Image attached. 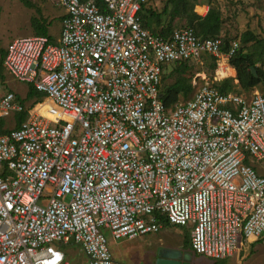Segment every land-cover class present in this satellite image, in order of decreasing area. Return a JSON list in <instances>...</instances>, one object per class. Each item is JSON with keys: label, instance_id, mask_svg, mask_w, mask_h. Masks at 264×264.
Returning <instances> with one entry per match:
<instances>
[{"label": "built area", "instance_id": "obj_1", "mask_svg": "<svg viewBox=\"0 0 264 264\" xmlns=\"http://www.w3.org/2000/svg\"><path fill=\"white\" fill-rule=\"evenodd\" d=\"M149 0H57L59 35L6 47L15 80L44 94L27 106L0 93V118L28 111L0 133V264H124L112 239L156 233L163 220L190 226L193 254L225 260L264 237V94L191 82L168 108L167 66L203 55L228 58L223 39L191 27L166 37L141 26ZM237 82V79L235 80ZM48 102L58 118L39 112ZM15 119V118H14Z\"/></svg>", "mask_w": 264, "mask_h": 264}, {"label": "rangeland", "instance_id": "obj_2", "mask_svg": "<svg viewBox=\"0 0 264 264\" xmlns=\"http://www.w3.org/2000/svg\"><path fill=\"white\" fill-rule=\"evenodd\" d=\"M150 1L155 4L153 7L152 4L150 5ZM209 7L217 8L220 11L222 18L221 35L229 42L239 39L246 30L252 31L257 39L261 41L259 44L248 43L244 50L253 51V58L256 60L255 66L264 72V0H188L186 9L202 13L205 9L208 10ZM144 8H150L155 12L166 10L160 21L152 24L156 28H159L160 24L165 25L168 22L173 29L190 24L183 12L171 20L168 14L171 4L166 0H149L145 3ZM63 11L64 9L57 4V0H0V50H5L8 44L17 37L35 35V20L38 23L42 22L47 25L49 35L58 36L60 14ZM213 58L210 55H203L202 62L193 59L181 65L177 63L170 64L163 73L162 88L181 76L188 78L190 82L196 76L195 79L199 85L205 80H209L213 75L218 76L220 63H228V61L222 57ZM225 66L226 64L223 67ZM230 67V74L217 77L221 78L220 82L229 78L230 89L239 94L250 95L254 91L264 94V82H260L249 90L241 89L238 80L235 82L233 75H231L234 68ZM220 69L223 70V68ZM3 74L4 78H0V93L11 90L23 98L27 106L33 102V98L28 99L26 97L28 84L15 80L6 71L4 65ZM256 75L258 76L257 71ZM234 76H236L235 69ZM190 96L191 94L181 97L180 100H186ZM38 109L45 116L51 115L58 118L55 110L48 102L44 101L38 105ZM14 125L15 119L13 116L6 118L4 128L11 129ZM189 232V225L171 226L164 223L160 231L141 235L134 239L114 240L108 232H105V235L113 257L124 264H160L164 258H169L163 256L165 255L164 252L176 249L182 250L183 253L186 252L184 248L187 249L189 245H184L183 240L189 237ZM161 247L164 249H161ZM68 259L70 264H85V257L77 246L70 248ZM169 259L172 261L173 258ZM178 261H180V264H214L213 259L196 254H191L188 258L181 256ZM217 264H264V237L243 242L238 252Z\"/></svg>", "mask_w": 264, "mask_h": 264}, {"label": "trees", "instance_id": "obj_3", "mask_svg": "<svg viewBox=\"0 0 264 264\" xmlns=\"http://www.w3.org/2000/svg\"><path fill=\"white\" fill-rule=\"evenodd\" d=\"M171 4V9L168 12L169 17L173 20L175 17L185 13L186 19L189 21V25L184 27H191L194 33L200 37H218L221 36L223 39V47L222 51H226L230 42L229 40L223 38L221 35V27H222V18L220 11L217 8L209 7L205 15H200L197 12H194L192 9L187 10L186 7L188 5V0H166ZM145 4L142 5L141 10L138 13L141 26L148 29L149 31L160 34L163 37H166L172 33L174 30L170 27L169 22L167 24H160L159 28L152 26V24L156 21H160L162 14L166 12V10H162V12L152 11L150 8H144ZM155 27V28H154ZM183 28V27H180ZM35 35H47L51 40H55L52 35L47 33V25L44 23H38L35 20ZM238 40V47L235 50L234 54H232L228 58V63L236 70V79L238 80V84L241 89L249 90L255 86H257L260 82H264V72L255 66V59L253 58V51H245L244 47L250 43L259 44L261 41L257 39L255 34L250 31H244ZM5 50H0V78H4L3 74V61L5 56ZM261 53V52H260ZM215 59V57L213 58ZM188 61H180L177 64H185ZM254 67L257 71L258 76H255L251 71V67ZM163 74L161 78L160 84V94L161 100L164 105L168 108H172L175 104L180 102L181 97H186L191 94L193 87L188 78L178 77L169 85L162 88V80ZM230 79H223L221 82H217L215 85L221 92L232 91L230 89ZM26 97L28 99L33 98V102L31 105L42 102L44 98V94L36 91L31 85L28 86ZM188 99V98H187ZM28 111L24 110L20 113L15 114V125L14 128L18 127L21 122H23L27 117ZM5 120L0 118V133H6L10 129L4 128ZM168 224L163 220V224ZM169 225V224H168ZM188 241V242H187ZM189 245V237L184 240V245ZM190 247V246H189ZM223 261V260H220ZM220 261H214V264L219 263Z\"/></svg>", "mask_w": 264, "mask_h": 264}, {"label": "water", "instance_id": "obj_4", "mask_svg": "<svg viewBox=\"0 0 264 264\" xmlns=\"http://www.w3.org/2000/svg\"><path fill=\"white\" fill-rule=\"evenodd\" d=\"M251 71L253 72V74L255 75V76H257L256 75V71H255V68L252 66L251 67ZM165 253V255H163L164 257H169V258H173L172 259V261H171V259H165L164 258V260L162 261V262H160V264H180V261H178V259L181 257V256H183L184 258H188V257H190V253H188V252H181V251H176V250H170V251H168V252H164ZM169 261H171V262H169Z\"/></svg>", "mask_w": 264, "mask_h": 264}, {"label": "crops", "instance_id": "obj_5", "mask_svg": "<svg viewBox=\"0 0 264 264\" xmlns=\"http://www.w3.org/2000/svg\"><path fill=\"white\" fill-rule=\"evenodd\" d=\"M152 4V7L155 5V4H153V2H151L150 1V5ZM156 4H157V2H156ZM206 9H205V11L204 12H202V13H199L200 15H205L206 14ZM64 14V11L60 14V20L59 21H61V18H62V15ZM59 24H60V22H59ZM59 35V34H58ZM53 37V36H52ZM58 36H56V37H53L54 39H56ZM223 58V57H222ZM224 60H226L225 58H223ZM227 61V60H226ZM225 61V62H226ZM226 64V66L228 65V67L229 68H231L230 66H229V64L226 62L225 63ZM232 69H233V67H232ZM203 74H204V71H203ZM231 75H233V77H234V80H236V77L234 76V69H233V73L231 74ZM218 76H215V75H213L211 78H210V80H212L213 78H216L217 80H218V82H219V80L221 79V78H217ZM50 117H52L51 115H49ZM52 118H55V119H57L56 117H52ZM183 243H184V240H183ZM161 249H164L163 247H161ZM185 250H186V252H188V253H190V254H193V252L191 251V249H190V247L188 246V248L186 249V248H184ZM176 251H180V250H177L176 249ZM182 251V250H181ZM193 255H195V254H193ZM214 261V260H213Z\"/></svg>", "mask_w": 264, "mask_h": 264}, {"label": "bare ground", "instance_id": "obj_6", "mask_svg": "<svg viewBox=\"0 0 264 264\" xmlns=\"http://www.w3.org/2000/svg\"><path fill=\"white\" fill-rule=\"evenodd\" d=\"M225 65V63H220V67L218 68V76L219 75H221V76H226V75H228V74H230V70H231V68H229V67H227V66H225V67H223ZM220 68H223V70H221ZM46 116H48V118H52V117H50L49 115H46ZM57 117H58V115H57ZM52 119H54L55 120V118H52Z\"/></svg>", "mask_w": 264, "mask_h": 264}]
</instances>
